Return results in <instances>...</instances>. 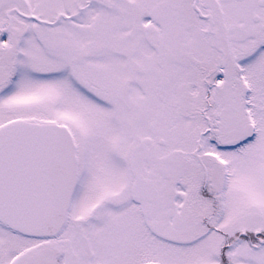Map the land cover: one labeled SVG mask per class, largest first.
Instances as JSON below:
<instances>
[{
    "label": "snow or ice",
    "instance_id": "1",
    "mask_svg": "<svg viewBox=\"0 0 264 264\" xmlns=\"http://www.w3.org/2000/svg\"><path fill=\"white\" fill-rule=\"evenodd\" d=\"M0 264H264V0H0Z\"/></svg>",
    "mask_w": 264,
    "mask_h": 264
}]
</instances>
